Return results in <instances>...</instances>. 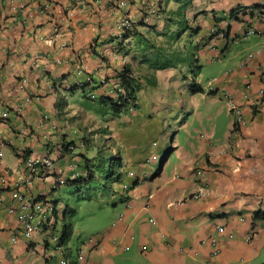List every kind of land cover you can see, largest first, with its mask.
I'll list each match as a JSON object with an SVG mask.
<instances>
[{
  "label": "crops",
  "instance_id": "crops-1",
  "mask_svg": "<svg viewBox=\"0 0 264 264\" xmlns=\"http://www.w3.org/2000/svg\"><path fill=\"white\" fill-rule=\"evenodd\" d=\"M126 16L132 27L124 37L119 23ZM184 18L187 30L179 42L187 52L198 45V75L186 66L150 70L139 63L149 42L167 51L176 47L172 35L185 25ZM204 58L224 67L218 85L209 90L199 81ZM127 63L140 75L153 72L156 84L139 92L135 114L113 117L92 98L114 96ZM193 80L205 89L198 93L214 95L216 101L209 103L225 107L232 117L227 132L218 136L216 125L186 131L183 142L171 140L174 145L167 147L156 173L145 164L133 169L145 153L136 121L166 134L169 115L188 105L186 90L194 94ZM82 82H89L87 94L70 90ZM263 82L264 0H0V111L6 113L0 114V264L60 260L50 240L55 229L44 228L31 239L20 234L16 191L53 202L60 219L66 205L74 208L73 234L63 246L77 260L78 251L86 250L78 264H264V217L255 216L264 210ZM149 90L152 97L142 109L140 98ZM210 104L207 115L189 108L200 121L210 120ZM234 104L245 120L236 129ZM129 115L136 116L134 127ZM130 128L135 136L127 135ZM90 136L114 138L123 163L121 181L88 198L113 208L92 229L75 221L80 198L68 183L85 172L82 154L93 150L88 155L93 157L105 149L93 145L85 151ZM68 142L75 143L69 151ZM173 152L175 162L167 172ZM29 156L43 160L32 172V184L25 180L31 174ZM59 177L64 182L54 188ZM137 178L139 184L131 187Z\"/></svg>",
  "mask_w": 264,
  "mask_h": 264
},
{
  "label": "trees",
  "instance_id": "trees-1",
  "mask_svg": "<svg viewBox=\"0 0 264 264\" xmlns=\"http://www.w3.org/2000/svg\"><path fill=\"white\" fill-rule=\"evenodd\" d=\"M182 10H178L177 13L181 14ZM236 12H233L232 16H235ZM183 15V14H182ZM184 21L181 22L185 24ZM187 23V22H186ZM185 25H182L177 31L172 35L176 45L181 40L187 28ZM122 36L127 37L128 32L125 31ZM149 52L144 51L139 63L147 64L150 70L165 69L168 67H177L179 65L186 66L190 68L191 74L198 75V72L201 68V65L198 63L197 50L198 45L193 46V49L189 52L183 50L181 45L170 48L167 51L165 46H157L155 43L149 42ZM135 59L137 56L134 57ZM118 78L120 85L115 88V95L101 94L98 98H92L95 104L104 106L107 110L110 111L113 117H118L122 114L129 113L132 111H138L141 107L139 102V92L145 88V85H154L156 84L155 74L148 73L145 76L140 75L137 71V67H133L131 64L127 63L118 73ZM145 79V82L142 79ZM89 82H82L71 87V91L82 90L87 94V86ZM97 87V86H96ZM94 86L93 89L96 88ZM189 90L192 93L204 92L205 89L203 86L193 80L189 85ZM89 97V95H87ZM236 129V127H235ZM68 146L67 151L72 150L71 145H75L74 142L65 143ZM84 157L83 169L78 176L75 178L69 179L68 183L72 186L73 191L79 195L80 199H88L92 192L100 187L105 189H110V183L120 182L123 177V163L122 159L118 155H111L101 152H98L93 157H89L86 154H82ZM111 156V163L107 166V159ZM92 161L97 163L91 164ZM159 170V168H158ZM102 177V179L100 178ZM140 182L139 178L135 179L131 187H135ZM87 188V189H85ZM85 191L89 194L85 195ZM58 211H54L55 220L52 224L49 225V228L59 229V244L64 245L69 242L73 234L74 224L71 221V217L74 215V208L65 206L63 214L58 215ZM255 216L264 217V210L258 209L255 211ZM60 225V227H58ZM70 260L69 264H78V260L75 259V255L72 253L67 256Z\"/></svg>",
  "mask_w": 264,
  "mask_h": 264
},
{
  "label": "rangeland",
  "instance_id": "rangeland-1",
  "mask_svg": "<svg viewBox=\"0 0 264 264\" xmlns=\"http://www.w3.org/2000/svg\"><path fill=\"white\" fill-rule=\"evenodd\" d=\"M184 40H187V36L184 38ZM179 44L183 45L184 43L183 42L177 43V45ZM202 64H203V69L199 77V81L209 90L210 85L213 86L218 85L216 79L218 76L221 75L222 71L224 70V67L222 66V63L220 61L211 62L206 60L205 58ZM152 93L153 91L149 90L147 91L146 94H143V96L140 98L141 103L143 105L142 109L145 108L146 99L149 100L151 99ZM160 93L163 94L162 91H160ZM213 97L214 95L212 94H208V96L206 97L203 96V93L191 94L188 90H186V96L184 97V101L188 105L180 107L178 111H175L169 115V117L166 119V128H165L166 134L156 133V132L152 133V131L148 127H144L141 122L139 123L138 121H136L137 125H141V131L144 133L143 143H144L145 153L143 154L144 157H142L139 160H135V162L131 164L132 168L138 170L142 164H145L149 166V168H151L152 172L156 173V170L160 167V164L167 155L168 152L167 147H170V145H174L171 142V140L177 137V139H180V141L183 142L185 139L186 131H190L191 133H194V131H197V129H200L201 131L202 130L210 131L212 127L216 125L217 135L223 136L229 128V123L232 117L227 115V111L225 107L223 108L220 105H214L209 103V101H211ZM207 104H210L208 107L211 109L209 110V113H212V119L210 120L204 119L200 121V118L195 116L194 112H192L191 108H189V105H191V107H194L196 110L200 108L202 113L207 115L208 113L206 111ZM220 109H222L221 112ZM132 112L135 114V112L137 111H132ZM128 119L129 121L131 120V123L129 125L134 127L133 122L135 121L136 116L129 115ZM148 126L151 127V124H149ZM162 134L165 135L164 138H161ZM127 135H129L130 137L135 136L136 131L134 130V128L133 129L130 128ZM89 138L90 141L87 142V144H85L87 145V149H85V151L88 150V147H92L93 145L99 148L105 146V149L102 150L103 153L120 156L119 152L117 151V147L113 142L114 138L112 137L107 138L104 139V141H102L103 139L101 140L95 139V137L93 138L91 136ZM101 141L103 143H101ZM154 141L158 142L159 145H163V147L160 149L157 146V144H153ZM139 142H141L140 139H138L135 143H139ZM92 154H93V150H90L88 152V155L91 156ZM122 154L124 158L129 159L127 158L128 154L124 152V150L122 151ZM153 154H157L158 158L155 157L154 159H152ZM148 156H151L150 159L152 161H149V159L146 160ZM175 158H176V154L175 152H173L169 160L166 162L167 172H170V170L172 169V166L175 162ZM111 161H112L111 156H109L107 159V166L110 165ZM87 194L89 193L85 191V195ZM77 201L79 204L78 205L79 210L74 219L75 221H77V223L83 222L89 229H92L100 225L102 222L106 220L104 219V216L106 215V213L104 212H113L112 207H101L96 201H90L88 199H77Z\"/></svg>",
  "mask_w": 264,
  "mask_h": 264
},
{
  "label": "built area",
  "instance_id": "built-area-1",
  "mask_svg": "<svg viewBox=\"0 0 264 264\" xmlns=\"http://www.w3.org/2000/svg\"><path fill=\"white\" fill-rule=\"evenodd\" d=\"M151 15H147L144 19L150 21ZM119 27L126 31L132 27V20L129 16L123 17L119 23ZM250 33L253 32V29L249 30ZM261 99L264 100V82L261 87ZM237 112L235 127L242 126L245 123L244 116L241 113L240 108L234 104V108ZM0 114L6 115L5 112L0 111ZM42 159L34 156H29L27 159V164L31 169V174L25 179L28 184H32L35 176L32 175V172H35L38 165L42 163ZM46 162H50L46 160ZM64 182V179L59 177L55 179L54 188ZM14 197L19 203L18 217L21 223L20 234L27 239H31L34 234L40 233L44 228H49V225L55 220L54 211L57 210V205L53 202L45 200L44 198H28L25 194L16 191ZM15 208H10V211H14ZM59 210V209H58ZM52 228V227H50ZM220 229H222L220 227ZM58 230V231H57ZM251 237V236H250ZM59 229H56L55 232L51 234L50 240L55 244L56 250L59 253V264H69L70 260L66 255L65 248L63 245L59 244ZM16 236L13 237V240H16ZM92 239V238H91ZM213 252L216 254L219 252L217 240H212ZM86 255V250L84 248L80 249L77 253L78 261L81 260Z\"/></svg>",
  "mask_w": 264,
  "mask_h": 264
}]
</instances>
